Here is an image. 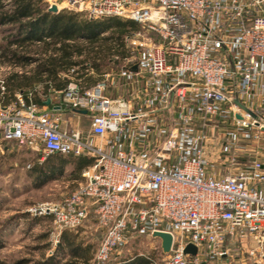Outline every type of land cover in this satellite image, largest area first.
Here are the masks:
<instances>
[{
  "label": "built area",
  "instance_id": "obj_1",
  "mask_svg": "<svg viewBox=\"0 0 264 264\" xmlns=\"http://www.w3.org/2000/svg\"><path fill=\"white\" fill-rule=\"evenodd\" d=\"M53 4L90 19L136 21L139 28L126 36L130 57L117 74L132 92L138 88L133 98L110 97L105 74L94 89L82 91L76 82L64 91L71 109L87 111L96 144L80 129H62L53 110L21 94L0 104V146L14 142L44 156L93 160L84 183L67 198L33 204L27 213L51 215L59 229H76L92 212L103 231L96 264H108L132 235L155 231L171 233L173 243L166 258L150 264H234L235 255L264 262V158L256 155L217 177L205 153L208 125L227 115L237 129L255 130L253 139L264 141V0ZM169 110L172 120L161 122L160 113ZM190 244L197 254L185 253Z\"/></svg>",
  "mask_w": 264,
  "mask_h": 264
},
{
  "label": "trees",
  "instance_id": "obj_2",
  "mask_svg": "<svg viewBox=\"0 0 264 264\" xmlns=\"http://www.w3.org/2000/svg\"><path fill=\"white\" fill-rule=\"evenodd\" d=\"M138 28L136 21L120 16L90 19L68 9L51 12L45 0H0V30L9 32L6 42H0V58L13 67L0 82V104L12 103L21 94L27 103L43 107L48 98L68 87L71 78L83 91L112 66L119 65L116 70L120 71L130 57L126 36ZM74 67L78 69L69 74ZM87 68L97 75L88 74ZM71 156L47 155L42 166L34 168L38 182L43 184L57 170L63 171ZM82 158L78 159L80 169L86 166ZM84 243L80 232L63 229L56 254L68 256L65 264H92L94 245ZM152 260L153 256L138 255L114 264H150Z\"/></svg>",
  "mask_w": 264,
  "mask_h": 264
},
{
  "label": "rangeland",
  "instance_id": "obj_3",
  "mask_svg": "<svg viewBox=\"0 0 264 264\" xmlns=\"http://www.w3.org/2000/svg\"><path fill=\"white\" fill-rule=\"evenodd\" d=\"M54 1L45 0V3L49 7ZM8 35V31L0 30V42L5 43ZM118 66L114 65L108 71L112 72L111 70L114 69L113 72L116 73ZM12 69L13 67L7 61L0 58V82ZM117 89H119L117 95L122 96L126 92L127 85H117ZM68 117L75 118L69 108L62 117L66 120L65 129L67 130L70 129ZM234 118L233 115L218 117L208 125L209 138L205 153L210 161L209 171L217 177L226 176L244 167L262 151L261 142L257 143L252 137L255 130L249 129L243 132L237 129ZM170 120H172L171 116L168 118L169 122ZM88 124L89 119L82 116L80 125L84 127ZM225 147L229 149L228 152L224 151ZM13 149V152L0 150V264H42L51 258L53 261L50 264H65L69 259L68 256L66 257L64 252L56 254L57 250H55L63 229L55 225L53 216L31 215L27 213V209L33 204L61 202L78 189L84 183L83 171L78 168L80 157L71 156L65 163L63 171L57 170L55 177L41 184L38 182V173L34 171V168L42 166L46 159L36 152L27 151L26 148H18L15 145ZM223 154L234 158L235 164L222 161L220 157L224 158ZM74 231L80 232L81 238L85 241L84 245H94L95 255L103 237V231L97 225L94 214L90 212L88 218ZM94 255L92 264H96ZM138 255L153 256L156 261H161L168 256L162 250L160 239L132 235L114 252L108 264H114L115 261L119 263L121 260ZM232 263L253 264L252 261H246L240 255H235ZM206 264L225 263L213 261Z\"/></svg>",
  "mask_w": 264,
  "mask_h": 264
},
{
  "label": "crops",
  "instance_id": "obj_4",
  "mask_svg": "<svg viewBox=\"0 0 264 264\" xmlns=\"http://www.w3.org/2000/svg\"><path fill=\"white\" fill-rule=\"evenodd\" d=\"M112 72H109L107 71L106 73L103 74L102 78L101 79H98L97 81H95L94 83L91 82V85L90 87H88L87 89H94L97 84L104 80L105 78V74H109L110 76L107 77V88L106 90L104 91L105 94L109 95L110 97H124V98H133V95L132 93H134L136 91V89L138 88L137 86H134V87H137L136 89H133L134 91L132 92V89L129 85H127V89H126V92H124L123 95L125 96H121V95H117V85H125L123 83V79H121L119 76H118V72L116 71V73H114L113 71L114 70H111ZM86 72L92 76H96L97 74H95L94 72V69L93 68H87L86 69ZM69 74L70 73V70L68 72ZM63 76H67L68 74L67 73H63L62 74ZM77 81H75L73 78H71V81L70 83L68 84V86L71 84V83H76ZM80 86V84H78ZM68 88V87H67ZM66 88V89H67ZM65 89V90H66ZM64 90V91H65ZM64 91H59V92H56L54 94V96L51 98H48L45 102V105L43 106L44 109H48V110H53L54 113L60 118V126L62 129L64 130H67L65 129L67 127V123H66V120H64L62 117L64 116L65 114V111L66 109H70L71 112L73 113L74 117L75 118H72V117H68V121L70 122V129L69 130H72V129H80L83 131V136L84 138L88 141V142H93V144H96L99 142V138L96 137V136H93L91 133H90V130H91V121H90V118L89 116H87V114H83L81 113L80 111H76V110H73L71 109L68 104L65 102L64 100ZM82 116H85L89 119V124L87 126H82L80 125V119ZM169 116H171L173 118V115H172V110H169V111H165L163 112V114L160 113V116L159 118L161 117V122L163 121H166L168 120ZM75 119V120H74ZM15 145L18 147V148H22V147H19L16 143L14 142H11V143H8L6 142L5 144H3L2 146H0V150L1 151H4V152H13L15 148ZM260 148L262 149V151L259 152V156H261L262 158H264V141L261 142L260 144ZM27 151H30V152H36L37 154H39L43 159H46V156H44L42 153L40 152H37V151H31L29 149H26ZM260 150V149H259ZM82 158V157H80ZM84 160V163H86L85 165V168L81 169L83 172L89 168L91 165H92V162H91V157L88 156V155H83V158ZM91 159V160H90ZM90 162V163H89ZM83 174V173H82Z\"/></svg>",
  "mask_w": 264,
  "mask_h": 264
},
{
  "label": "water",
  "instance_id": "obj_5",
  "mask_svg": "<svg viewBox=\"0 0 264 264\" xmlns=\"http://www.w3.org/2000/svg\"><path fill=\"white\" fill-rule=\"evenodd\" d=\"M49 10L51 12H55V13L60 11V9L55 4L51 5L49 7ZM133 70H137V65H135L133 67ZM236 103H238L244 110L249 112L251 115L256 117L255 114L248 107H246L245 105L240 104L238 101H236ZM80 112L83 113V114H87L86 110H82ZM237 117L240 118L241 116L237 115ZM152 237L153 238H158V239L161 240V247H162V250H163V252L165 254H169L171 252V247H172V243H173V236L171 235V233L163 232V231H155L152 234ZM185 253L195 255V254H197V248L194 245L190 244V245H188L185 248Z\"/></svg>",
  "mask_w": 264,
  "mask_h": 264
}]
</instances>
